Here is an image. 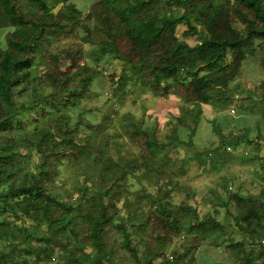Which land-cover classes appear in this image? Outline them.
<instances>
[{"label": "trees", "instance_id": "16d2710c", "mask_svg": "<svg viewBox=\"0 0 264 264\" xmlns=\"http://www.w3.org/2000/svg\"><path fill=\"white\" fill-rule=\"evenodd\" d=\"M131 2L124 19L101 6L104 13L90 28L80 24L83 12L75 0H0V33L8 29L0 39V264H110L117 255L135 264H264V174L254 180L256 191L237 187L226 197L212 191L215 207L233 219V233L214 213L202 214L190 192L191 202L175 205L164 198L169 189L153 194L131 182L168 178L169 146L199 147L193 137L203 105L234 101L231 83L249 57L264 51V0ZM76 25L84 28L83 43L93 47L67 52L69 64L90 57L98 66L110 55L125 65L117 80L110 76L115 93L140 81L156 96H178L190 104H183L186 112L176 122L188 129L189 143L178 130L169 142L159 140L130 115L125 125L140 154L113 157L103 135L109 117L92 123L77 109L104 71L86 60L61 72L59 55L48 50ZM196 35L192 44L188 39ZM84 127L91 133L81 137ZM204 150L192 156L200 166L221 158L220 144L206 157ZM64 161L84 164L87 174L73 202L58 191ZM223 186L229 191L231 182ZM23 219L31 222L16 223ZM235 234L243 236L233 240ZM177 238L179 246L167 254ZM203 246L223 247L224 260H199Z\"/></svg>", "mask_w": 264, "mask_h": 264}, {"label": "rangeland", "instance_id": "374dc122", "mask_svg": "<svg viewBox=\"0 0 264 264\" xmlns=\"http://www.w3.org/2000/svg\"><path fill=\"white\" fill-rule=\"evenodd\" d=\"M131 1L107 0L103 4L101 0H75L83 12L80 24L88 25L90 28L95 26L97 18L104 13L103 8L117 19L126 18L132 8ZM214 2L221 3L223 0H214ZM238 25L243 27L241 24ZM80 26L82 25H76L73 29L63 33L62 36L53 39L48 44V50L51 51L50 54L59 55L61 62L58 64V69L61 72H71L86 60L95 70L102 69L104 71L103 74H100L99 71V75L91 87V96L83 99L77 109L92 123H98L105 117H109L106 120L103 135L109 139L113 157L129 158L140 154L138 142L128 134L130 129L125 125L130 115L134 116L136 120H142V129L148 131L152 136H156L159 140L169 142L173 139L175 131L178 130L180 137L189 143L188 129L182 130V127L176 122L177 117L186 112L183 104L185 106L190 104L184 103L178 96H156L148 86H141L140 81L129 82L124 92L119 90L118 93H115L110 76L115 73L117 80L124 71L125 65L110 55L104 58L103 63L98 66L90 57H86V59H82L72 66L69 64L67 52L76 51L81 45H84L85 50L93 47L91 44L83 43L81 35H84V28ZM75 27L77 28L74 31ZM184 29L185 26L181 25L179 33H182ZM6 31L8 29H3L0 33V39L3 41ZM197 36L188 40L194 44ZM263 58L264 51L260 49L255 56L249 57L244 62V71L231 83L230 90L235 95L233 102L228 105L223 103L203 105V118L193 140L201 149L206 148L203 157L207 156L209 153L207 150L212 149L214 144H220L222 154L220 159L207 160L206 166H200L199 161L192 158V156L195 158L196 151H200V148L177 142L176 146H169L170 153H168L167 158L169 160L167 165L169 177L159 181L145 178L141 181L132 179L133 186L153 194L158 192L159 187H165L169 190L165 192L164 198L175 205L191 202L187 196L190 192L193 196H189L197 200L198 209L202 214L208 211L214 213L218 219L227 225L230 233L235 232L237 227L234 225L233 219L226 213L225 208L220 205L215 207L217 202L212 193L216 192L226 197L227 192L230 195L237 187L241 192L249 191V189L256 191L257 187L254 180H259L264 174L262 167L264 164V116L258 110L261 104L260 99L264 98ZM215 127L218 131L215 130ZM86 133H91V131L87 128H81L80 136L84 137ZM220 134L227 139V144L222 145ZM238 136L243 139L240 143H238ZM99 140L100 138L97 141ZM158 155L159 158H165L162 152H159ZM84 167V164L73 165L67 161L60 165L61 174L58 180V191L69 202L74 201L78 196L77 189L84 185L87 176ZM90 172L94 173L93 171ZM233 177L234 182H232ZM225 181L231 182L229 191L223 186ZM122 214H125L124 209H122ZM8 215L11 216L10 213ZM23 222L31 221L23 219V221L18 220L16 223ZM242 236L235 234L232 239L239 240ZM180 241L178 238L175 239L173 244L169 246L167 254H171L179 246ZM126 254L129 255L128 252ZM196 257L199 260L212 262L223 261L225 258L223 247L207 248L206 246L200 248ZM122 259L118 255L110 257L109 263L135 264ZM39 264H57V260Z\"/></svg>", "mask_w": 264, "mask_h": 264}]
</instances>
